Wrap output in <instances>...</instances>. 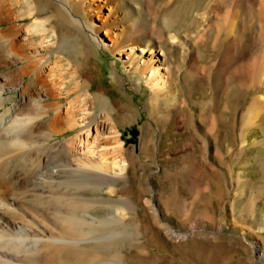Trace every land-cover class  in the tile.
I'll return each mask as SVG.
<instances>
[{
  "label": "rangeland",
  "instance_id": "374dc122",
  "mask_svg": "<svg viewBox=\"0 0 264 264\" xmlns=\"http://www.w3.org/2000/svg\"><path fill=\"white\" fill-rule=\"evenodd\" d=\"M47 1L49 4L40 9L38 15L20 21L24 27L34 25L36 20L46 24V28L35 32V48L27 46L25 49L33 56L35 54V59L50 64L57 55L66 58L64 56L69 51L79 52L84 46L80 72L87 86L85 92L90 90L105 99L114 123L111 130L103 129L99 134L92 131L94 135L89 138L91 148H87L88 154L85 152L82 157L101 163L106 156L103 146L115 144L114 147L122 150L119 155L125 159L123 177L118 178L113 186L116 193L112 194L107 185L103 189L93 188V191L86 185L85 189H79V193L86 194L84 198L99 200L94 201L96 204L86 202V206L89 205L86 217L97 218L94 225L102 224V229L115 228L121 234L111 241L101 239L99 242L95 236L90 237L82 243L89 251L88 255L95 256L100 250L99 254L104 253L101 255L104 260H113L116 264H264L257 249L259 245L264 249V111L258 116L250 110L260 91L241 85L240 75L234 74V66L228 81L220 86L216 71L223 57L222 48L214 51L212 39L201 47L196 43L198 38H204L208 21L203 22L201 14L195 11L178 31L179 26H174V13L171 12L175 6L168 5V8V0H152L150 12H144L146 21L150 26L156 24L160 27L163 18L169 16L167 22L172 27L166 26L161 48H150L143 54L136 48L135 61L147 62L148 74H143L134 71L127 62L131 57L130 49L126 48L130 57L117 54L104 31H97L99 40L93 39L86 25L92 30L98 29L100 19L97 13L88 14L77 5L75 8L79 13L75 12V15L86 19L85 25L62 23L55 16L56 5L61 7V3ZM155 13H158L157 18ZM245 16L243 43L252 38L257 41L261 33L259 18L248 11ZM107 18L105 16V21ZM192 21L197 28L186 32L185 28ZM18 23L14 19L11 24L0 27ZM175 34V40L171 39L170 36ZM45 35L46 42L40 41L39 44ZM22 38L25 41L21 40V43H26L29 36L25 34ZM54 40L63 41V47L54 45ZM263 45L264 42L259 45L256 55L264 53ZM2 53L0 51V79L7 88L3 94L11 100L5 107H0V113L20 102V92L9 90V86L28 87L33 76L32 73L20 75L15 84L7 83L4 75L17 70L22 63L9 66V60L14 56ZM256 55H250L246 63ZM49 70L47 74L52 79L55 76ZM61 72L65 71L58 73ZM146 74L149 78L145 77ZM63 77L65 86L71 87L70 79L66 76L64 80ZM170 90H179L177 102L166 103L164 100ZM65 92L62 90L59 97L66 112L71 98L63 95ZM40 97L45 105L58 100L52 93H42ZM91 103L92 99L87 107L91 108ZM89 111L88 108L85 112L80 111L77 118L81 119L87 112L89 115ZM75 133V130L66 131L52 137L51 142L70 138ZM110 137L115 141L113 138L111 144L106 143ZM93 141L96 142L93 144ZM35 145L36 159L39 145ZM89 149L99 153H95V157ZM106 157L111 159V155ZM29 162L25 163L29 165ZM30 167V170L34 168ZM115 171L120 174V169ZM73 186L70 188L76 187ZM69 191L71 193L74 189L67 193ZM129 198L133 200L134 208L124 206V200ZM147 200L150 203L145 202ZM88 258L87 263H90Z\"/></svg>",
  "mask_w": 264,
  "mask_h": 264
},
{
  "label": "bare ground",
  "instance_id": "6f19581e",
  "mask_svg": "<svg viewBox=\"0 0 264 264\" xmlns=\"http://www.w3.org/2000/svg\"><path fill=\"white\" fill-rule=\"evenodd\" d=\"M58 1L61 3V7L56 5L55 9L58 21L85 25L86 19L75 15V12L79 13L77 7L75 8L77 5L83 12L97 13L100 19L98 29L92 30L86 25L93 39L99 40L97 31H104L111 40L113 51L117 50V54L129 56L126 48L130 49L131 57L129 56L127 62L130 63L131 68L143 74L147 73V62L140 64L135 61L136 48L142 51L140 54L150 48H161L164 30L169 24L167 21H170L168 16L163 18L165 20L162 21L163 25L160 27L156 24L149 25L144 12H150L153 5L152 0H143L144 2L139 0ZM167 3H165L167 6H175L171 12L174 13V26L177 24L179 26L178 31L192 12L197 11L198 15L201 14L203 22L208 21V29L204 31V38L195 40L198 47L205 44L208 39H212L215 43L214 51L222 48L223 57L216 71L217 81L220 86L224 85L234 66V74L240 75L241 85L259 89L260 95L255 97L250 110L261 116L264 111V53L256 54L260 50L259 45L264 42V0H168ZM48 4L47 0H0V25L11 24L14 19L19 22L0 27V51L14 56L12 60H9V66L22 63L17 70L10 71L8 75L5 74L4 79L9 84L13 82L15 84V81L21 78L20 75L33 74L28 87L27 85L24 88L20 85L9 86V90L20 92V102H15L0 113V264H116L113 260H104L102 257L104 253L99 254L100 250L94 254L95 256H92V253L88 255L89 251L83 246L84 244L82 245L90 237L95 236L100 239L99 242L101 239L111 241L121 234L115 228L102 229L103 227L100 228L102 224L101 226L97 224L99 227L94 225L96 223L93 224V222L97 218L86 217L89 214V205L86 206V202L89 201L90 204L95 201L97 203L99 200L95 198L94 200L93 197L86 199L87 196L84 198L86 194L79 193V189L83 187L85 189L86 186L91 190L93 188L103 189L104 185H107L112 194L116 193L113 186L118 178L123 177L125 159L120 156L119 150L121 149L114 147L115 144L103 146L104 150L106 149L102 150L104 156L111 155V159H109L110 156L109 158L105 156L104 160H100L101 163L96 160H84L82 157L88 151L86 149L91 148L89 138L94 135L92 131L95 130L96 134H99L103 129L111 130L114 123L105 99L90 90L85 92L87 86L85 87V81L80 72L84 46H81L82 50H78L79 52L69 51L64 56L66 58L57 55L56 60L50 64L42 62V59L41 61L35 59V54L33 56L32 52L25 49L27 46L35 48V32L38 33L39 29L46 28V24L37 23L36 20L34 25L24 27L20 21L31 15L35 17V14L38 15L42 11L40 9ZM247 11L259 18L261 33L257 41L252 38L248 43H243L244 17H247L245 16ZM157 14H154L155 18L158 17ZM105 16L108 17L106 21ZM193 27L195 30L197 25L192 21L185 31L190 32ZM25 34L29 38L26 43H21V40L25 41L22 38ZM199 35L203 33L198 34L197 37ZM46 37L47 35L39 40V44L40 41L44 44ZM170 37L175 40L177 36L175 34ZM180 44L183 45L182 42ZM54 45L62 48L63 41L56 40ZM185 46L187 49L188 46ZM18 49L23 51L22 54L16 51ZM254 54L256 58L246 63L247 58L250 55L254 57ZM48 68L53 73L52 76H55L52 79H49V74H47ZM62 70L65 72L59 74L58 72ZM147 74L145 77L149 78ZM66 76L70 79L71 87L69 88L65 86L61 78L66 80ZM2 80L0 79V107L11 100L3 94L7 88ZM62 90L66 91L63 95L71 98L66 112L63 107L64 103L59 97ZM42 93H52L58 99L57 102L49 105L43 104L40 99ZM179 98V90H170V93L164 96L166 103L173 100L178 101ZM91 99L92 106L90 105L91 108H89L87 105ZM87 108L90 109L89 115L87 112L86 116H82L83 119H78L79 112H85ZM251 115L254 114L251 113ZM72 130L76 131L72 137L51 142L52 137ZM114 137L107 139L106 143H110ZM95 142L93 141V144ZM34 145L36 147L39 145L36 159ZM32 146L33 150H31ZM91 146L93 147L92 144ZM93 153L95 155L99 152ZM90 156L87 157L90 158ZM100 156L103 157V155ZM30 166L34 168L30 170ZM119 169L120 174H117L115 170ZM56 185L60 188H56ZM71 185L77 188H70ZM70 189H74L73 192H68L72 197L67 193ZM145 202L150 203L149 200ZM123 203L124 206L135 207L130 198L125 199ZM171 231L174 232L172 229ZM105 233L107 235L103 236ZM129 237H131L130 234ZM257 249L264 260V249L260 245ZM97 253L98 256H96ZM88 256L92 257L88 258ZM87 258L91 259L90 263H87Z\"/></svg>",
  "mask_w": 264,
  "mask_h": 264
},
{
  "label": "trees",
  "instance_id": "16d2710c",
  "mask_svg": "<svg viewBox=\"0 0 264 264\" xmlns=\"http://www.w3.org/2000/svg\"><path fill=\"white\" fill-rule=\"evenodd\" d=\"M136 131H134V133H135Z\"/></svg>",
  "mask_w": 264,
  "mask_h": 264
}]
</instances>
